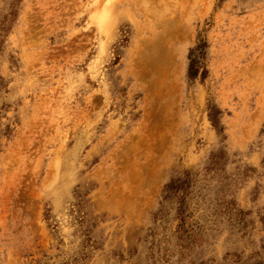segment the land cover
Returning a JSON list of instances; mask_svg holds the SVG:
<instances>
[{
  "label": "rangeland",
  "instance_id": "374dc122",
  "mask_svg": "<svg viewBox=\"0 0 264 264\" xmlns=\"http://www.w3.org/2000/svg\"><path fill=\"white\" fill-rule=\"evenodd\" d=\"M0 264H264V0H0Z\"/></svg>",
  "mask_w": 264,
  "mask_h": 264
},
{
  "label": "bare ground",
  "instance_id": "6f19581e",
  "mask_svg": "<svg viewBox=\"0 0 264 264\" xmlns=\"http://www.w3.org/2000/svg\"><path fill=\"white\" fill-rule=\"evenodd\" d=\"M97 23L102 29H108V24L111 21V15L107 10H103L101 13L97 15Z\"/></svg>",
  "mask_w": 264,
  "mask_h": 264
}]
</instances>
